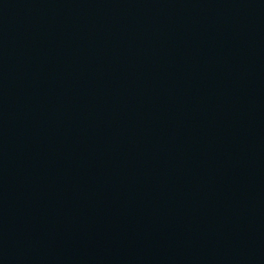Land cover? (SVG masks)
Instances as JSON below:
<instances>
[{
    "label": "water",
    "instance_id": "1",
    "mask_svg": "<svg viewBox=\"0 0 264 264\" xmlns=\"http://www.w3.org/2000/svg\"><path fill=\"white\" fill-rule=\"evenodd\" d=\"M0 264H264V0H0Z\"/></svg>",
    "mask_w": 264,
    "mask_h": 264
}]
</instances>
